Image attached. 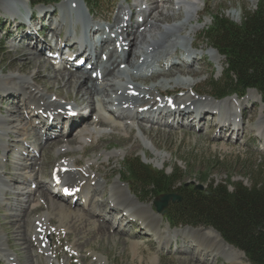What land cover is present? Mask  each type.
I'll return each instance as SVG.
<instances>
[{"label":"bare ground","instance_id":"bare-ground-1","mask_svg":"<svg viewBox=\"0 0 264 264\" xmlns=\"http://www.w3.org/2000/svg\"><path fill=\"white\" fill-rule=\"evenodd\" d=\"M157 1L158 0H151L150 6L142 11L144 17L136 22H132L131 20V23H124L126 20H124L120 14L123 13V16L131 14L136 8L137 3L134 2L129 7L121 6L117 13L116 20L114 21L115 25L113 26V28L116 27V34H111V32H113L111 26H103L94 29L93 38H87L85 34L82 36L83 39L89 42V44L83 42L85 49L84 47L81 50L78 49V52L75 54H78L83 50L84 53H86V50L88 49L90 50V53L87 55L88 58L90 57V54H95L90 70L87 67H80L76 63L71 64L70 66L66 64H57L56 61H52L51 59L40 55L44 52V49L47 46H54L57 51H61L63 44H58L63 41L60 36V30L65 32V30H63L64 27H62V22L67 20L69 15H67V17L62 16L58 23H53L54 20H51L53 15L48 16L47 11L43 9L41 10L43 13L42 16L45 20L48 18V26L43 27L45 26V21H43V19H36L43 23L42 29L48 31V34L43 38L44 41H40L37 38L34 39L35 43L33 44L29 42L31 40H27L28 35L30 36L31 34L26 32L22 34V42L19 43L18 41L13 43H16L17 45H12V50L9 51V56H12V58H15L16 60L7 63V65L4 63V67H1V70L3 72L6 68H10L20 71L21 73L15 75L11 72L0 77V96L1 94H8V100L12 99L6 108V112H3V106H0V150L4 151L1 154L2 163H0V207H3L6 204L10 205V203L7 202L9 199L4 197L6 194L14 193L18 195V198H15L17 204L13 203L11 205L13 207L11 216L13 217L12 220L15 222L13 223V226H18L15 230L16 238L20 240L21 245H25L26 248H28L30 259L27 258L23 263L21 262L19 257L12 251L10 238L7 235V232L2 228L3 226L0 225V250L6 257V264H39V261L35 257L37 254L46 255L45 258L47 261L54 260V257L51 255L53 251L48 240H50L51 236H53L56 231H60V234L63 235L64 231L73 230L74 227L80 226L78 227V233L81 234L80 231L83 229V225L81 226L80 224L87 223V225L92 227L89 234L95 233L96 235H105L106 233H109L112 226L107 225L106 217L111 216V212L114 210H118L119 214H121V218L118 219V224L123 220H127V222L130 223L133 220H138L142 227L145 228L154 239H156V242L161 249L170 247L175 243L178 251L187 252L189 254L192 253V255H195L197 252V256L200 260H205L207 263L212 261L215 262L221 255H228V259L233 264H245L243 261V258H245L244 252L227 243L214 228H195L190 226L184 228H171L168 226L167 229H163L158 214L153 211L152 204L141 202L142 200H139L137 195L130 190L129 185L121 180V177L112 182H108L110 179L108 178L105 180L108 185L106 187L100 186L101 179L99 178V173L101 176L100 170L102 169L99 170V167L92 163L93 160L84 166L81 164L80 160H77V158L59 157L56 161L57 163L54 162L55 164L52 166V169H56V173L62 180L63 189L70 192V199L75 201L74 204L70 203L71 201L67 202L61 197L62 191L52 184V181H54L53 178L51 183H48L47 180H38L35 178L34 171L36 170V166L44 164L47 160V156L49 158L53 156L50 153V148L58 149L60 154L71 148L82 149V152H85L86 148H88L87 145L94 140L95 135L101 133L99 128L107 126L112 129L114 128L113 130L125 132L127 133V136H129L128 134L131 136V133H133L135 129L134 125L131 124V121L137 120V124L140 125V134L142 133L148 137H153L150 135L151 129H148L146 124L154 122V119L151 121L141 117L139 108H142L143 111H152L150 109H153L156 105L163 104L165 108H172V106H174L181 115L178 119L175 117L173 121L170 122V120L165 117L169 113L173 114L172 112H166L164 115H159L156 119V123L159 125H165L171 128H174L175 126L180 128L181 125H188L186 124V120L189 121V119L194 116L195 118L200 117L201 120H205L204 124H208L207 127L210 129H217L220 125L222 128H225L228 126V123L233 122L234 124H231L233 127L240 125L239 132L244 130L247 121L246 104L254 99V93L257 94L253 89L248 90V92L250 91V99L246 98L248 95L247 92V94L242 99H239V101H237L235 96L224 98L223 100L213 99L219 102L225 101L224 103L216 104L208 99L209 95L207 97H200L194 94H187L188 92H186L185 94L187 95H185V97H176L170 102L168 99L164 101L158 98L161 95L158 91L161 89L159 86L161 84H150L149 86H145L146 83H143L150 79L155 81L161 76L165 77L170 74L174 77L175 75H178V73H175L178 71L181 72L180 75L183 73H189L192 76H199L202 72L206 71L207 68L204 66L202 60L204 59L203 54L198 55L200 53L193 50L196 43L199 44L198 41L193 42L189 51L183 53H180L178 47L174 50L175 52L169 50L166 53V58L173 59V57L179 55L182 56V58L187 56L188 60L182 64L175 63L166 71H164L165 69H158L156 62L150 61L147 57L143 59L142 56H139L136 62H133L130 59V55L121 57L122 54L119 51L123 50L121 47L123 45L122 43L120 44L122 49L120 50L117 42L120 40L119 36H121V32L124 29H130L133 32V38L129 41V47L131 46L130 44L137 46L138 44L143 45L147 43V47L144 49V54L142 55H148V46L162 47L167 40L170 42L171 33H181L187 29V27H185L186 25L178 24H169L168 27V23H170V18L168 16L170 15L167 16L165 15V12H159L161 4L159 5ZM192 1L193 0H187L186 3H190L189 9L193 7V9H195L194 13L197 15L200 13L199 8H194L196 4ZM67 2H69V0L63 1L65 12H68V6L71 5L73 1H71V4ZM178 3L180 2H176V4ZM23 4H25V0H3L0 7V13L4 12L2 14L16 16L19 14L18 6ZM77 8L80 9L81 6L78 5ZM171 9L174 8L171 7L170 10ZM57 11L58 10H56V12ZM178 11L180 12V9H178ZM28 14L35 15L30 12H28ZM193 17L195 16H189L190 21L193 20ZM83 19L85 21H83ZM76 22H82L84 24V30H93L89 20L84 17L81 19L77 18ZM141 27L144 28L141 29ZM16 30L19 31L18 28ZM66 30L71 31L70 28ZM14 32L15 31L10 29L8 35L11 36ZM62 32L61 35H63ZM34 34H36V32ZM57 34H59V37ZM104 34H107L105 38ZM196 36L201 40L199 33L196 34ZM55 38V44L48 42V40H54ZM70 38L71 37L68 36L67 40L70 41ZM78 40L74 39L73 42ZM112 41L114 44L113 47L110 48ZM154 44H156V46ZM73 46L74 44H72V47ZM205 46L206 45L203 47ZM208 46H210V42ZM21 51L23 53L19 55L18 53ZM198 56L202 58H196ZM219 59L223 60L222 56H219ZM125 62L128 63L127 65L130 67L133 65V68L135 65L138 68H141L142 66L143 72L146 70L149 71V74L146 76L138 71V74H133L134 76L132 75L130 79H125L121 76L127 71L124 72L122 70V74L112 77L116 72L120 71L118 69L120 64ZM20 63L22 65H20ZM191 64L193 65L190 70L186 69L187 71H185L181 69V66ZM31 67L33 68L30 69ZM33 69L37 70L36 73L33 72ZM44 71L46 72V75L43 74ZM97 71L103 75L102 80L106 81L108 84L105 85L104 82H101V84L97 82V77H99ZM171 71L172 73L169 74L168 72ZM93 73L97 74L96 78L92 77ZM136 76H140L139 78H141L143 82L139 83V78ZM120 77L121 79L117 81ZM168 79L169 78H165L164 80L168 81ZM166 83L164 82L163 84L165 85ZM103 84L104 86H102ZM177 86L178 85L173 86L174 90L179 88ZM107 90H110L113 95H117L120 102L115 104L114 101H112L113 98L110 94L108 100L105 96ZM51 93H54L56 96L55 101L52 100L53 94ZM42 97H46V99L44 100ZM60 97L63 98L65 104L59 100ZM98 97L99 101H96V98ZM19 100L23 105L20 106V103L18 102ZM95 101L100 102L103 105L105 112L99 110L95 111ZM69 103H74V105L68 106ZM232 103L235 104L236 111L239 109V113L233 110ZM85 106H90V112L88 115L75 114L77 108L80 109ZM131 107H134L136 110H131ZM144 107H146V110L143 109ZM191 108L197 110V113L196 115L193 114L187 117L186 113ZM214 110H218L216 114L223 110L226 113L225 119L228 122L223 124L221 120L218 122H215L213 119L208 120L205 114L207 112H213ZM67 111L70 112L68 113ZM171 111L173 110L171 109ZM93 113L98 114L94 115L92 119L89 120V116L91 118V114ZM29 114L36 115L41 120L42 124L48 126V135L46 136V143L44 144L46 146H41L39 151L30 158L24 155H27V149L31 148V145L40 144V125L39 123H33ZM64 115L69 119L71 125L67 133L58 130L57 126H53L49 123L50 117L60 118ZM262 117L256 121V126L258 133L263 137L264 119ZM122 124L125 125V129H122ZM150 128H152V126H150ZM24 131L28 132L24 133ZM73 131L75 132V136H69ZM11 134H17V138L14 139L13 143H6L7 137ZM231 134H234V131H232ZM104 137L105 136L101 135L98 138V145L106 140ZM216 137L219 138L218 136ZM43 141L44 140L41 142ZM136 142L138 143L137 140ZM74 143L80 144L74 146ZM10 152H12V155L9 157L8 154ZM118 154V152H114L112 157H115ZM44 155H46V158H44ZM157 156L162 159L163 163L166 161L164 159L166 158L165 155L158 153ZM10 158L15 159L14 170H16V174L9 175L10 177L6 175L4 178L2 167L6 166V162L10 160ZM12 182L26 183L27 186L24 187V185L22 188L19 187L20 190H18L17 193L15 192L17 188ZM13 190L15 191L13 192ZM103 190L105 191L104 194L102 193ZM99 192L102 193L101 195H104L103 199L106 201L105 203L107 204L108 213L99 216L102 221H99L97 224V222L93 220V217L96 215L95 211L76 209V206H81L78 200L79 198L83 201L81 197L83 196L85 198L87 196V199H89V205L94 208L98 207V210L101 209V206L103 207L105 204L102 205L103 199L101 201L98 200L101 196ZM87 199L83 201L84 204H86ZM41 207L44 211L39 213L38 216H33L32 224L31 217L34 214L31 213L40 210ZM29 216L30 218H28ZM55 219H57V222L55 221V224H53ZM34 226L36 229L33 232ZM38 227H41L40 231H37ZM29 232L33 233L28 235ZM65 237L66 236H64V238ZM90 241L91 239H89L88 242ZM67 243L70 252L77 253V255L81 256L79 252L82 251H79V247L75 248V246H77L76 243ZM140 244L141 242L139 240L130 242L133 256H138L140 254ZM84 247H86L91 256L95 258L96 263H102V260L106 259L105 256L90 247V244H84ZM68 258H70V255H68ZM82 258L84 259V256H81V261L83 262Z\"/></svg>","mask_w":264,"mask_h":264},{"label":"rangeland","instance_id":"rangeland-1","mask_svg":"<svg viewBox=\"0 0 264 264\" xmlns=\"http://www.w3.org/2000/svg\"><path fill=\"white\" fill-rule=\"evenodd\" d=\"M2 1L3 0H0V7ZM56 1H58V3H54V2H50L49 4L41 3L36 7H31V10L32 12H36V15H38V19H39L42 15L41 10L44 9L45 11H47L48 16L53 15L51 18V20L52 19L54 20L53 23H58L61 20L62 16L67 17V15H69L68 16L69 18L67 17V20L62 22V27H64L63 30H65V32H62V30H60V36L62 37L63 41H61V43H58V44H63L62 47L65 48V51L69 49L79 48L80 43L78 39H80L84 34L86 35L87 38H93L94 36L93 35L94 30L93 31H90V29L84 30L83 29L84 24L82 22H76L77 18L81 19L82 17H84L85 19L89 20V22L92 25L91 27L93 29L97 27H103L105 25L111 26V28H113V26L115 25L114 21L116 20L117 13L121 6L129 7L132 3L134 2L137 3L136 8L133 10L131 15H129L130 19L129 20L127 19L128 16H126L127 18H125V20L127 19V23H131V20L132 22L133 21L136 22L139 20V17H144V13L142 11H144V9H147L150 6V2H151V0H138V1L137 0H97L96 5L93 7L91 6L89 11L88 6L83 2V0H69V2L67 3L71 4V1L73 2L71 5L68 6V12H65L64 11L65 7L63 5L64 0H56ZM176 2H180V3L176 4ZM186 2L187 0L157 1L159 5L161 4L159 7V12H163V13L165 12V15L167 16L170 15L168 16L170 18L169 21L170 23H168V27L169 24L170 25L178 24V25H186L185 27H187V29H185L181 33H174V32L171 33L170 42L167 40V42L163 44L162 47L156 46V44H154L156 47H152L151 45L148 46L149 49L148 55H142L144 54L143 53L144 49L147 47L146 46L147 43L143 45L138 44L137 46H133L132 44H130L131 46L129 47L128 43L133 38L132 37L133 32L130 29L123 30L121 32V38L126 39L128 48L125 51L121 52L122 54L121 57L130 55V59L133 62H136L139 56L144 57L143 59L147 57V59H150V61L156 62L157 64L156 66L158 67V69L160 70L165 69L164 71H166L167 69L170 68L169 64L171 60L177 61L179 64L182 63L181 61L182 59H180L179 55L173 57V59L166 58V53L169 50L174 51L178 47L180 53H183L189 51V48L192 47L191 45L193 42L198 41L199 44L196 43V45L193 47V50L200 53L198 55L203 54L204 59L202 60L204 66L207 68V70L202 72L199 76L198 75L192 76L189 73L187 74L183 73L182 75H180L181 72L175 70L178 71L175 72L178 73V75H175L174 77L172 76V74H170L172 73L171 71L168 72L170 74L169 76L168 75L165 77L161 76L155 81L150 79L149 81L147 80V82H143V80L139 78L140 76H136L139 78L138 82L146 83L145 86H149L150 84L151 85L161 84L159 85L161 89L158 91L161 93V96L159 98L160 99L162 98V100H166L167 98L174 99L176 97H182V96L185 97V95L187 94H195L200 97L201 96L207 97L209 95L208 99L216 104L224 103L225 101L219 102L213 100L212 99L213 97L210 96L211 95L210 92L212 91L213 82L218 81L223 76L224 68H225V57L221 54H218V52L215 49L208 46L209 42L205 39L204 36L205 30L207 29V26L211 25L212 23L211 15L218 14L220 12L224 13L227 16V18L234 21L235 23H241L244 11L255 10L259 0H208V1L193 0L192 2L196 4L194 8H199L200 11V13L197 15H195L194 13L195 9H193V7L189 9L190 3L187 4ZM27 3H29V0H25L26 5ZM78 5L81 6L80 9L77 8ZM143 6L146 7L143 8V10L140 11V13L136 14L137 12L136 9L141 8ZM171 7H173L174 9L170 10ZM178 9H180V12L178 11ZM56 10L58 11L56 12ZM28 12H30L29 9ZM2 13H0V77L3 76L4 74L11 72H13L15 75L21 73L20 71L13 70L10 68H6L2 72L1 67H4V63H6L7 65V63L16 60L15 58H12V56H9V51L12 50V45H17L16 43L13 44L14 42H18V41L19 43L22 42L21 36L23 33H26L28 31H32V32L35 31L36 34H33L30 37L33 40L38 38L40 41H44L43 38L46 36V34H48L47 33L48 31L44 30L43 32H41L39 30L40 28L39 20L37 21L38 25L36 24L33 28L31 27L26 28L22 23V21L24 20L18 19L15 21L13 16ZM120 15L123 17V13H121ZM190 15L195 16L192 18L193 20L191 21L189 19ZM83 21L85 20L83 19ZM48 23L49 20L47 18L45 20V24ZM17 28L20 32L16 30ZM68 28H70L71 31H67L66 29ZM142 28L144 27H141V29ZM10 29L15 31L14 34L11 36L8 35ZM61 32L63 35H61ZM115 32H116V27L113 28V32H111V34L112 33L114 34ZM198 33L200 35L201 40L196 36V34ZM57 35L59 37V34ZM106 35L107 34H104V38L106 37ZM190 35L193 38H190ZM68 36L72 38V39L70 38V41L67 40ZM74 39H77L78 41L73 42ZM48 42L55 44L56 38L54 40H50V41L48 40ZM84 42L86 44L87 43L89 44V42H87L85 39ZM33 43L35 42L33 41ZM72 44H74L73 47ZM113 44L114 43L112 41V44H110V48L113 47ZM204 45L206 46L203 47ZM50 50L57 52V50L53 46L51 47L47 46L44 49V52L40 55L42 57H47L52 61H58L48 55ZM21 53L23 52L21 51L18 54L20 55ZM219 56H222L223 60L219 59ZM196 58L200 59L202 57L198 56ZM78 60L79 58L75 61L78 62ZM86 64L89 65L91 64V62L89 61ZM127 64L128 63L126 62L121 63L118 68L120 71L116 72V74H114L112 77L119 76L120 74H122L123 71L124 72L127 71L121 76L122 78L125 79L127 78L130 79L133 74L136 73L138 74V71L139 73H142L146 76L149 74V71L145 70V72H143L142 66L141 68H138L135 65V67L133 68L132 67L133 65L130 67ZM20 65L22 64L20 63ZM192 65L193 64L181 66V69L185 71L190 70ZM32 68L33 67H31L30 69ZM36 71L37 70L33 69V72L36 73ZM97 72L99 73V71ZM43 74L46 75V72L44 71ZM121 77L117 79V81L120 80ZM165 78H169L168 81H165L164 80ZM98 81H99L98 83L104 82L105 85L108 84L104 80L102 81L98 80ZM162 81L167 83L164 85L163 84L164 82ZM174 85H178L177 87L179 88L174 90L173 88ZM102 86H104V84ZM186 92L188 93L185 94ZM166 93H168V95H165ZM249 93L250 91L246 96L247 99H250L251 97ZM51 94H53L52 100L55 101L56 96L54 95V93ZM109 94L112 95V92L110 90H107L105 92V96L108 100H109ZM254 94H255L254 99H252V101L250 100L251 102L246 104L247 121L245 128L241 132L236 133L234 135L232 134V135L223 136L222 129L219 128L210 129L207 127L208 124L207 125L204 124L205 120H202L201 123L199 124V121H197V118L195 117H192L191 119H189V121L186 120L187 121L186 124L188 125H181L180 128H178L177 126L171 128L165 125H159L158 123H156V121L149 122L146 125L148 126V129H151L150 135H152L153 137H148L147 135H144L142 133L140 134V129H139L140 125L137 124V120L131 123L132 125H134L135 128L133 133H131V136L130 134H128L129 136H127V133L125 132L119 130H113L114 128L112 129L111 127L106 126L99 128V131H101V133L99 135L98 134L95 135V138L94 140H92L91 143H89L88 145L85 144L88 147L86 148L85 152H82V149L79 150V149L71 148L70 150L66 152L63 151L60 154V152H58V149L50 148V153L53 156L50 158L47 156V160L45 161L44 164H41L40 166L39 165L36 166V170L34 171L35 178L38 180H47L48 183H51L52 166L55 163H57L56 161L57 159H59V157L77 158V160H80L81 164L84 166H86L88 162L93 160L92 163L94 165L96 164V166L99 167V170L102 169L100 170L101 176L99 173V178L101 179L100 186L106 187L108 184H106L105 180L108 178H110L108 182L110 181L112 182L115 179L121 177L129 185L130 190H132V192L137 195L139 200L140 201L142 200L141 202L152 204V208L153 210H155L154 212L158 214L161 220V227L163 226V229H167L170 224L166 221L165 218L166 213L165 214L159 213L156 212V209H154L155 199H157L156 195L153 192L141 191L139 185L134 181L127 182L126 170L123 167L125 159L139 156L140 158L143 159L145 163L151 164L156 169L166 168V171L168 173H171L175 168H178L181 171V176H183L184 182L195 181L196 183H203L207 187V189H209L212 184L216 185L218 183H226L229 179L232 180L233 182H242L246 186H252V184L255 181L264 182V137L261 138L256 126V121L260 117L263 116L262 118L264 119V103L259 93L257 94L254 93ZM8 97H9L8 94H1L0 96V106L1 107L3 106L2 107L3 112H6V108L8 104L12 101V99L8 100ZM42 98H44V100L46 99V97H42ZM98 99L99 97L96 98V101H99ZM59 100L61 102H64L63 98L61 97L59 98ZM96 101H95V108H96L95 111L99 110L105 112V110L103 109V105L100 102H96ZM18 102L20 103V106L23 105L20 100ZM69 105L72 106L74 105V103H69L68 106ZM232 106H233V110L235 111L236 109L233 103ZM88 108H90V106H88ZM70 111L67 112L69 113ZM91 113H92V109H91ZM96 114L98 113L91 114V118L89 116L88 119L89 120L92 119V117ZM140 114L141 117H145V115H149V113L147 112H141ZM187 115H189V113ZM205 116H207L208 120L213 119L215 120V122H218L219 120V116H215L214 112L212 111L207 112ZM30 118L34 119L31 116ZM124 124H122V129L126 128ZM150 126H152V128H150ZM64 128H65L64 123L59 124V127L57 126L58 130H63ZM27 132L28 131H24V133ZM64 132L67 133L68 130ZM74 133L75 132L73 131L72 133L69 134V136H75ZM39 135H40L39 136L40 144L39 145L30 144L31 148L29 149L26 148L27 155L24 156L29 158L33 157L34 154L39 151L41 146H46L44 144L46 143L45 141H46V136L48 135V131L47 129H44L42 125L39 126ZM101 135L105 136L104 138L106 140L98 145L97 143L98 138ZM216 136H218L219 138H217ZM16 138H17V134H11L10 136L7 137L6 143L8 142L13 143L14 139ZM42 140L44 141L41 142ZM136 140L138 141V143L136 142ZM78 144L80 143H74V146H78ZM3 152L4 151L0 150V163H2L1 154ZM114 152H118L119 154L116 155L115 157H112ZM158 153L166 156V158H164L166 160L164 163L162 162V159L159 156H157ZM9 154L12 155V152H10ZM44 158H46V155H44ZM6 163H5L6 166L2 167V170L4 172V173L2 172V174L4 175L3 176L4 178L6 177V175L9 176L16 174V170H14L15 159L10 158V160H8ZM204 176H206L205 179ZM181 183L182 181H178L175 187H178ZM12 184L15 185V187L17 188L16 191L13 190V192L15 191L17 193L18 190H20V188H22L24 185H25L24 187L27 186L26 183L22 184L18 182H12ZM229 189H232L231 185H229ZM101 192H99L100 195L102 193L103 194L105 193L104 190L102 193ZM103 196L104 195H101L98 200L101 201L103 199ZM4 197L9 199L7 200V202L10 203V205L6 204L3 207H0V225L3 226L2 228L7 232V235L10 238V246L12 248V251L15 253V255L19 257V259L23 263L25 259L27 258L30 259L29 250L28 248H26L25 245H21L20 240L16 238L15 230L17 229L16 227L18 226L15 225L13 226V223L15 222L12 220L13 217L11 216L12 215L11 212L13 211V207L11 205L13 203L14 204L16 203L15 198L17 199L18 195L11 193V194H6ZM81 198L84 201L85 199H87V196L85 198L82 196ZM66 200L67 202H69L70 198H67ZM102 201H103L102 205L105 204L103 205V207L101 206L102 210L101 209L98 210V207L94 208L93 206L88 204L83 206L81 202H79L81 206H76V209H81L85 211H90V210L95 211L96 215L95 217H93V220L96 221L98 224L99 221H102V219L99 216L106 215L108 213L107 211L108 208L106 206L107 204L105 203L106 202L105 199H103ZM42 211L44 210L41 207L40 210L31 213L34 214L31 217L32 224L34 218L33 216H38L39 213H41ZM117 216H119V212L118 210H114L111 212V216L106 217L107 225L109 226L111 225L112 228L111 230H109V233H106L105 235L102 234L96 235L95 233L89 234L91 232L90 229L92 227L87 225V223L80 224L81 226L83 225V229L80 231L81 234L78 233L79 232L78 227L80 226L74 227L73 228L74 231L72 229L69 231L68 230L64 231L63 235L60 234V231H56L53 234V236H51L50 240H48L49 245L53 251L51 255L54 257V260L47 261V259L45 258L46 255L44 256V254H37L35 256L36 259L39 261V264H233L228 259L229 257L228 255H221L216 259L215 262L212 261L207 263L205 260H200V258L197 256L198 255L197 252L195 253V255H192V253L189 254L187 252L178 251L177 245L175 243L172 244L170 247L161 249L159 248L156 240L152 237V235H150V233L145 228L141 226V223L139 221H133L130 223L127 222V220H124L123 222L118 224V219H116ZM28 218H30V216ZM55 221L57 222V219L53 221V224H55ZM170 227L172 226L170 225ZM184 227L186 226H179L172 228H184ZM200 227L206 228V226H196L195 228H200ZM35 229L36 228L34 226L33 232ZM33 232H29L28 235L32 234ZM64 236L66 237L64 238ZM89 239H91L90 242H88ZM136 239L139 240L142 245L140 244V248H139L140 254L138 256H133L130 247V242L137 241ZM67 242L76 243L77 246H75V248L79 247V251H82L79 252L80 255L84 256V259L82 258L83 262L81 261V256L77 255V253H73L69 251L70 249L67 247L68 244ZM84 244H90V247L94 248L97 252L105 256L106 259L102 260V263H96L95 258L91 256L87 248L84 247ZM68 255H70V258H68ZM5 259H6L5 255L0 250V264H6ZM243 261L245 264H251L246 254H245V258H243Z\"/></svg>","mask_w":264,"mask_h":264},{"label":"trees","instance_id":"trees-1","mask_svg":"<svg viewBox=\"0 0 264 264\" xmlns=\"http://www.w3.org/2000/svg\"><path fill=\"white\" fill-rule=\"evenodd\" d=\"M37 3L47 0H34ZM95 5L97 0H85ZM206 35L226 57L222 83L213 82L212 91L218 97L243 93L256 88L264 101V0L255 10H245L240 24L223 13L213 15ZM127 177L141 191L156 196L177 193L180 201L170 202L166 219L172 225L212 226L230 244L243 250L252 264H264V182L252 186L228 180L212 184L211 194L186 184L181 171L172 173L147 165L139 157L126 162ZM206 176H204V179ZM178 181L182 183L175 187ZM229 185L232 189H229Z\"/></svg>","mask_w":264,"mask_h":264},{"label":"water","instance_id":"water-1","mask_svg":"<svg viewBox=\"0 0 264 264\" xmlns=\"http://www.w3.org/2000/svg\"><path fill=\"white\" fill-rule=\"evenodd\" d=\"M196 188L203 189L204 185L202 184L197 185ZM180 199L181 196L178 195L177 193L164 194L155 200L156 210L160 213H166L167 212L166 207L169 201L175 202Z\"/></svg>","mask_w":264,"mask_h":264}]
</instances>
